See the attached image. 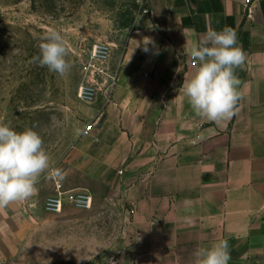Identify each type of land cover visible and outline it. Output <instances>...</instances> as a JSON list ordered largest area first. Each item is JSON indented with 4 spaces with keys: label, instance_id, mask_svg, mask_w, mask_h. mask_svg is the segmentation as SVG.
<instances>
[{
    "label": "crops",
    "instance_id": "crops-1",
    "mask_svg": "<svg viewBox=\"0 0 264 264\" xmlns=\"http://www.w3.org/2000/svg\"><path fill=\"white\" fill-rule=\"evenodd\" d=\"M225 27L246 61L235 69L243 99L218 124L197 117L180 87L198 66L193 44ZM123 35L112 102L91 104V130L59 182L118 197L115 264H192L219 240L229 264H264V0H147Z\"/></svg>",
    "mask_w": 264,
    "mask_h": 264
},
{
    "label": "rangeland",
    "instance_id": "rangeland-1",
    "mask_svg": "<svg viewBox=\"0 0 264 264\" xmlns=\"http://www.w3.org/2000/svg\"><path fill=\"white\" fill-rule=\"evenodd\" d=\"M146 6L147 0H0V123L35 130L51 157L35 194L0 209V264H115L125 248L122 207L106 185L89 184L87 210L68 205L51 213L44 201L92 123L94 105L77 98L89 47L109 42L119 53L128 28L123 24ZM51 30L68 47L71 68L64 76L31 62Z\"/></svg>",
    "mask_w": 264,
    "mask_h": 264
},
{
    "label": "clouds",
    "instance_id": "clouds-1",
    "mask_svg": "<svg viewBox=\"0 0 264 264\" xmlns=\"http://www.w3.org/2000/svg\"><path fill=\"white\" fill-rule=\"evenodd\" d=\"M68 47L60 32L51 30L39 45V54L31 62L64 76L71 68ZM191 56L197 68L180 87L194 114L209 122L231 119L238 110L243 94L235 69L246 61L237 44V34L229 27L208 30L193 44ZM51 170V157L40 134L32 128L14 130L0 123V209L30 199L40 177ZM62 178L61 170L55 169ZM227 240L198 247L192 264H229Z\"/></svg>",
    "mask_w": 264,
    "mask_h": 264
},
{
    "label": "built area",
    "instance_id": "built-area-1",
    "mask_svg": "<svg viewBox=\"0 0 264 264\" xmlns=\"http://www.w3.org/2000/svg\"><path fill=\"white\" fill-rule=\"evenodd\" d=\"M252 0H244L249 6ZM112 44L109 42H95L88 51L87 58L83 64V81L77 89V98L84 102L93 104L98 98L104 103L112 102L113 93L117 84L118 66L111 65ZM190 64L195 66L197 62L193 59ZM92 124L86 126L83 134H89ZM121 172V171H120ZM93 196L86 190L64 189L59 181L54 184V193L44 201V209L51 213H60L65 206L76 209H90Z\"/></svg>",
    "mask_w": 264,
    "mask_h": 264
},
{
    "label": "trees",
    "instance_id": "trees-1",
    "mask_svg": "<svg viewBox=\"0 0 264 264\" xmlns=\"http://www.w3.org/2000/svg\"><path fill=\"white\" fill-rule=\"evenodd\" d=\"M133 20H134V19L131 18L128 22H126V23L123 24V27H129V26H131Z\"/></svg>",
    "mask_w": 264,
    "mask_h": 264
}]
</instances>
